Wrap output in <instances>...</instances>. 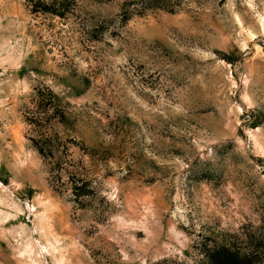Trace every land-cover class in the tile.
Masks as SVG:
<instances>
[{
    "label": "rangeland",
    "instance_id": "obj_1",
    "mask_svg": "<svg viewBox=\"0 0 264 264\" xmlns=\"http://www.w3.org/2000/svg\"><path fill=\"white\" fill-rule=\"evenodd\" d=\"M264 264V0H0V264Z\"/></svg>",
    "mask_w": 264,
    "mask_h": 264
},
{
    "label": "trees",
    "instance_id": "obj_2",
    "mask_svg": "<svg viewBox=\"0 0 264 264\" xmlns=\"http://www.w3.org/2000/svg\"><path fill=\"white\" fill-rule=\"evenodd\" d=\"M205 255L209 264H251L252 262L249 254H240L225 246L209 248Z\"/></svg>",
    "mask_w": 264,
    "mask_h": 264
}]
</instances>
